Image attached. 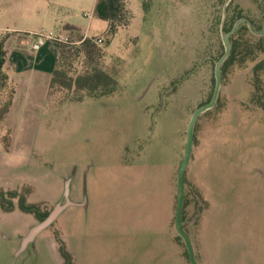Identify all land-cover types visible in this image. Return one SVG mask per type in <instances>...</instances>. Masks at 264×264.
<instances>
[{"label":"rangeland","instance_id":"1","mask_svg":"<svg viewBox=\"0 0 264 264\" xmlns=\"http://www.w3.org/2000/svg\"><path fill=\"white\" fill-rule=\"evenodd\" d=\"M124 1L132 19L110 39L106 22L92 17L94 0H0V40L6 29L57 36L68 23L101 38L102 56L76 53L67 33L72 49L59 63L67 79L94 66L118 69L111 95L69 101L81 93L56 87L52 102L4 124L12 141L5 150L0 140V191L29 187L26 201L43 204L41 212L78 204L26 247L39 221L18 209L0 213V264H62L56 233L72 264H188L169 239L172 195L188 122L214 90L226 14L217 0ZM230 10L227 28L238 13L264 19L260 0H233ZM254 64L226 69L218 107L194 127L185 187L198 204L187 206L186 228L198 264H264V91L262 109L249 105Z\"/></svg>","mask_w":264,"mask_h":264},{"label":"trees","instance_id":"2","mask_svg":"<svg viewBox=\"0 0 264 264\" xmlns=\"http://www.w3.org/2000/svg\"><path fill=\"white\" fill-rule=\"evenodd\" d=\"M220 8L224 9L226 14V19L224 21V32L228 33L234 23L243 18L241 14L235 15L231 18L229 27L227 28V17L230 13V6L233 0L225 6L227 0H217ZM263 4V13H264V0H260ZM233 13V12H231ZM93 17L106 22L107 28L105 34L111 38L121 29L129 24L132 17L128 13L125 1L124 0H96ZM250 21L252 30L255 33H252L248 28L246 23H241L238 25L236 31L229 36L228 41L230 44V54L225 60L221 67V78H223L226 69L233 65L243 66L245 63L250 62L254 63L252 68V78L250 80L251 93L249 99V105L257 109L263 108V102L257 101L256 96L260 90L264 91V87L261 82V75L264 74V19L259 24L256 23L253 19L247 18ZM63 29L71 36L76 38V41H79V45L74 47L75 52L83 51L88 60L93 61L94 59H99L102 56V51L96 46L98 39L93 38H83L79 28L71 25H66ZM6 37L0 40V131L2 136L0 138L1 143L4 146L5 150H8L11 145L10 130H4L3 126L5 124L6 117L10 111L13 97H14V86L11 84L9 77L4 70V64L6 61V51L4 49ZM75 41V42H76ZM110 44V41H106V46ZM72 48L68 43H59L58 57L56 60L55 69L52 72V76L49 83L48 91V101L52 102V92L54 88L70 90L74 88L75 91L80 92V95H75L69 101H81L86 97L98 98L103 96H108L113 94L117 90V75L118 69L113 68L112 72L102 70L101 68L94 66L87 70L83 75L77 76L74 80L67 79L64 76V73L61 72L59 68L60 59L68 56L69 51ZM259 59V57H261ZM219 100V99H218ZM218 100L216 107H218ZM64 100H60L55 103H60ZM4 137H7V142L2 140ZM194 142V140H193ZM186 181L184 177V195H183V208H182V228L188 234L186 228V208L190 204L192 198L186 192ZM22 189H28L24 195H20ZM31 193L29 187H23L20 190H9V191H0V213H9L18 209L23 213L32 214L37 221H42L45 219L49 211L41 212L40 206L43 204H29L26 201V197ZM195 204H198L196 198L197 194L193 192ZM15 199L17 201L15 202ZM55 238L59 245V251L63 258L62 264H72V257L66 252L64 244L59 237V233L55 234ZM177 242L183 247V257L189 263L187 250L183 240L177 235Z\"/></svg>","mask_w":264,"mask_h":264},{"label":"crops","instance_id":"3","mask_svg":"<svg viewBox=\"0 0 264 264\" xmlns=\"http://www.w3.org/2000/svg\"><path fill=\"white\" fill-rule=\"evenodd\" d=\"M95 2L96 0H94L93 3L92 17ZM66 25L69 24L60 23V31L59 35L57 36L53 35L52 32L44 34L42 32L30 33L18 30H5L8 34L4 43V49L6 51V61L4 64V70L6 71L9 80L14 86L15 90L12 105L6 117L5 123L10 121L11 118L17 116L21 117L22 115H24L28 108L37 106L40 107L45 105V103H48L49 83L52 76V72L55 69L56 60L58 57L59 42H57V51L51 47H47V42H49L50 40L46 41L37 51H32L31 45L35 41L37 35H52L61 39H67V32L63 29V27ZM60 34H63V37ZM81 35L83 36V38H89L86 34L81 33ZM74 43H79V41H76ZM2 135L3 134L1 132L0 138ZM126 163L127 161L125 162V164ZM151 181H154V176L151 178ZM175 197L177 198V182L174 184V193L172 195V212L169 218L168 225L169 229L171 230V236L169 237V239L173 244L181 248V252L179 253V255L182 257V246L176 240V236L178 234L175 228V215L177 204ZM58 203L62 202L60 201ZM73 204L78 203L72 202L71 205ZM172 230L174 231L173 233ZM188 236L192 243L196 263L198 264L196 257V245L194 244L195 239L193 238L194 236L190 231H188ZM198 257L200 258V256Z\"/></svg>","mask_w":264,"mask_h":264},{"label":"water","instance_id":"4","mask_svg":"<svg viewBox=\"0 0 264 264\" xmlns=\"http://www.w3.org/2000/svg\"><path fill=\"white\" fill-rule=\"evenodd\" d=\"M243 22L247 24L248 28L251 30L252 33H255L252 30L250 21L246 18L238 19L232 26L231 30L226 34L222 31V28H221V38H222V43L224 47V53L221 56V58L217 61V63L215 64V69H214L215 86H214L211 99L207 104L199 107L192 114L188 122V125H187L184 156L179 166L178 175H177V204H176V215H175V228H176L178 236L183 240L185 244L187 255H188V260L190 264H197V263L194 257V251H193L191 240L188 234L182 228V208H183V195H184V177H185L187 165L191 158V151H192L193 140H194V127H195L198 117L201 114L205 113L206 111L212 109L217 102L218 95L220 92V87H221V67L230 54V44H229L228 38L230 35H232L236 31L238 25ZM263 31H264V28H263ZM70 205L71 203L67 200L65 203H59L56 206H54L45 219L38 222L35 226H33L29 230L27 235L22 240V247H26V245L32 242L38 234H40L44 229L51 226L55 222L59 214Z\"/></svg>","mask_w":264,"mask_h":264},{"label":"built area","instance_id":"5","mask_svg":"<svg viewBox=\"0 0 264 264\" xmlns=\"http://www.w3.org/2000/svg\"><path fill=\"white\" fill-rule=\"evenodd\" d=\"M48 40L56 41V42H59V43H69L66 38L65 39H61L59 37H55V36H52V35H48V36L37 35L35 41L31 45V50L32 51H37ZM97 43L101 44L102 43V39L99 38L97 40Z\"/></svg>","mask_w":264,"mask_h":264}]
</instances>
